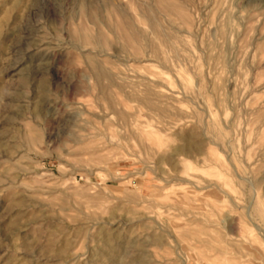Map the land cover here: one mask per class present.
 I'll list each match as a JSON object with an SVG mask.
<instances>
[{
	"label": "rangeland",
	"instance_id": "rangeland-1",
	"mask_svg": "<svg viewBox=\"0 0 264 264\" xmlns=\"http://www.w3.org/2000/svg\"><path fill=\"white\" fill-rule=\"evenodd\" d=\"M137 262L264 264V0H0V264Z\"/></svg>",
	"mask_w": 264,
	"mask_h": 264
},
{
	"label": "bare ground",
	"instance_id": "bare-ground-1",
	"mask_svg": "<svg viewBox=\"0 0 264 264\" xmlns=\"http://www.w3.org/2000/svg\"><path fill=\"white\" fill-rule=\"evenodd\" d=\"M43 51H44V50H43ZM41 52H42V51H41ZM42 53H43V52H42ZM43 55H44V53H43ZM94 68H95V70L97 71L98 75H99V76H102V72H101L96 66H95ZM25 81H26V80H25ZM104 238L106 239L105 243L107 242L108 244H110V243H109L110 238H109V237H104ZM112 238H113V237H112ZM115 238H116V237H115ZM105 239H104V240H105ZM110 241H111V240H110ZM112 242H113V241H112ZM112 242H111V243H112ZM114 247H115V246H112V248H111V244H110L109 249L107 248L108 250H107V249H106V250H103V253H104L105 251H113V250H114V249H113ZM116 249H117V248H116ZM100 250H101V249H100ZM103 253H102V254H103ZM104 255H105V253H104ZM107 255H110L109 252L107 253ZM136 257H137V256H136ZM136 257H135L134 259H136ZM139 257H140V256H139ZM139 257H138V259H140ZM136 260H137V259H136ZM137 261H138V260H137ZM137 263H138V262H137ZM138 264H139V263H138Z\"/></svg>",
	"mask_w": 264,
	"mask_h": 264
}]
</instances>
